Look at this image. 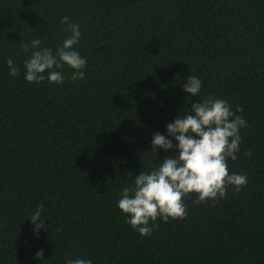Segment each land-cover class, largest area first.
<instances>
[{
  "label": "trees",
  "instance_id": "trees-1",
  "mask_svg": "<svg viewBox=\"0 0 264 264\" xmlns=\"http://www.w3.org/2000/svg\"><path fill=\"white\" fill-rule=\"evenodd\" d=\"M65 16L80 25L85 78L73 82L65 65L60 85L27 82L32 49L21 42L38 37L55 52ZM190 75L202 81L197 97L182 89ZM209 96L243 108L248 126L228 167L247 185L215 204L191 194L186 219L141 236L118 208L121 190L175 156L152 152L153 134ZM41 204L47 229L37 234ZM66 258L264 264V0H0V264Z\"/></svg>",
  "mask_w": 264,
  "mask_h": 264
},
{
  "label": "clouds",
  "instance_id": "clouds-1",
  "mask_svg": "<svg viewBox=\"0 0 264 264\" xmlns=\"http://www.w3.org/2000/svg\"><path fill=\"white\" fill-rule=\"evenodd\" d=\"M68 21L67 16L61 19L69 35L55 52L43 47L38 37L30 44L21 42L23 52L32 49L23 62L27 82L47 81L60 85L65 80L61 71L65 65L74 70L70 77L73 82L85 78L86 59L75 49L82 35L80 25ZM6 63L11 76L20 75V69L11 58ZM201 88L202 81L195 75L187 77V83L182 85L190 97H197ZM236 112H243V108L237 106ZM236 112L227 100L209 96L202 102L191 103L190 109H183L180 117L166 126L167 135L153 134L152 152L157 155V149H163L174 151L175 156H165L158 166L141 171L133 177L131 186L122 188L118 208L127 217L126 223L141 236H150L159 227L158 220L167 223L170 219L187 218L185 199L191 194L196 196L194 204H205L209 200L215 204L226 198L229 187L239 193L247 185L245 174L230 173L228 167L229 160L238 159L236 153L242 142L240 130L248 126ZM244 155L250 157L252 153L246 151ZM42 210L41 204L30 217L37 234L40 229H47ZM35 257L44 260L43 250L36 252ZM65 264H93V261L66 258Z\"/></svg>",
  "mask_w": 264,
  "mask_h": 264
}]
</instances>
